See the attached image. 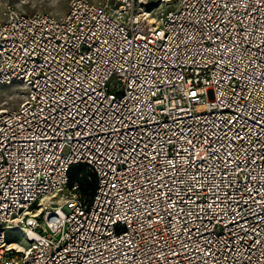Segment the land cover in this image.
<instances>
[{"label": "built area", "instance_id": "2783aa9c", "mask_svg": "<svg viewBox=\"0 0 264 264\" xmlns=\"http://www.w3.org/2000/svg\"><path fill=\"white\" fill-rule=\"evenodd\" d=\"M70 3L0 20V264H264V0Z\"/></svg>", "mask_w": 264, "mask_h": 264}, {"label": "rangeland", "instance_id": "374dc122", "mask_svg": "<svg viewBox=\"0 0 264 264\" xmlns=\"http://www.w3.org/2000/svg\"><path fill=\"white\" fill-rule=\"evenodd\" d=\"M92 3H101L103 0H90ZM71 0H0V20L5 9L9 6L26 14H50L62 16L67 13ZM24 90L18 84L0 83V110L18 108L24 99ZM20 234L9 232L8 241L23 244Z\"/></svg>", "mask_w": 264, "mask_h": 264}, {"label": "trees", "instance_id": "16d2710c", "mask_svg": "<svg viewBox=\"0 0 264 264\" xmlns=\"http://www.w3.org/2000/svg\"><path fill=\"white\" fill-rule=\"evenodd\" d=\"M81 173H84L82 177H79ZM88 177L91 178V180H88ZM70 180L73 182L74 180H78L81 183L82 190L87 192L89 195H93L95 189L97 180L95 175H93L90 171H88L87 167L79 164L72 168L71 174H70Z\"/></svg>", "mask_w": 264, "mask_h": 264}, {"label": "bare ground", "instance_id": "6f19581e", "mask_svg": "<svg viewBox=\"0 0 264 264\" xmlns=\"http://www.w3.org/2000/svg\"><path fill=\"white\" fill-rule=\"evenodd\" d=\"M45 205H43V210L49 209V208H54V205L51 202H45Z\"/></svg>", "mask_w": 264, "mask_h": 264}]
</instances>
